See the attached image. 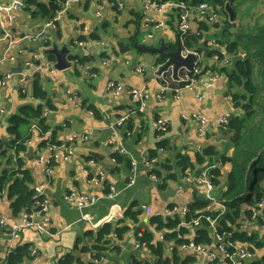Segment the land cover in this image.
Here are the masks:
<instances>
[{
  "label": "crops",
  "instance_id": "obj_1",
  "mask_svg": "<svg viewBox=\"0 0 264 264\" xmlns=\"http://www.w3.org/2000/svg\"><path fill=\"white\" fill-rule=\"evenodd\" d=\"M11 1L0 0V55L9 52L15 56L13 61H7L3 66L2 93L6 110L0 121V151L5 150L6 154L0 159V178L6 170L9 175L13 174V179L21 175V170H28L32 174L31 187H41L44 197L50 203L47 217L50 218L51 233L41 234L34 228H25L20 235L13 236L8 226L0 225V264H4L2 259L11 248L22 244H29L31 249H37L38 259L33 264H61L68 255L80 258L82 264H134V259L155 261L156 258L149 249L137 248L136 224L141 228L151 229V220L155 216H166L165 212L169 207H183L195 199H204L207 188L197 182L195 177L206 165L218 163L217 157L207 159L206 165L198 166L197 169H187L184 174L176 166L177 154L187 153L194 160L196 155L205 154L209 148L223 150L224 136L218 120L227 113L241 112L227 93V75L223 71L227 64L216 53L208 55L211 50H219L220 47L224 49L225 41L229 38L226 34L231 35L233 30L226 33L222 31L220 20V26L205 31L204 35L208 34L210 42L207 46L204 45L207 50L202 53L208 64L204 63L202 66L204 73L201 79L191 89L183 88L179 94L171 90L162 93L156 67L158 60L166 56L138 46L153 47L165 43L169 49H173L174 44L176 47V40L179 38L178 19L176 12L169 6L159 10L151 0H73L53 26L48 24L49 21L33 18L25 9H13ZM118 3L121 4L120 7ZM137 14L141 17L138 26L135 21ZM201 19L204 18L198 15L191 19V31L199 30ZM105 22L108 27L102 30L101 26ZM40 31H44L49 37L47 44L40 40L22 38L27 33ZM94 32L100 35L98 40L91 36ZM217 33L220 34L218 39L223 37L224 42H219L215 37L212 39L210 34ZM133 36H136V40L132 49L121 52L120 41ZM13 40L16 42L11 43ZM55 49L66 50V58L71 62L69 68L61 70L55 66L56 55L50 53ZM34 52L38 53L40 60L32 65L27 60ZM88 66H92L94 75L87 73ZM138 66H144L146 70L138 72ZM19 68L22 69L21 74L15 72ZM186 73L182 69L181 79L178 81L174 79L171 69L164 72L173 87L179 86ZM23 74L28 76L25 94L22 93ZM37 76L47 93L45 99L33 96ZM212 77L217 79L212 81ZM112 80L123 83L127 88L146 91L148 99L142 112L138 111V104L127 91L118 96L107 91V85ZM71 96L76 99H71ZM48 101L53 104L51 109L47 108ZM25 104H43L47 108L45 116L50 129L44 135L33 130L30 125L21 127L23 138L31 135L29 140L32 143L28 147H34L35 155L27 156L28 149L19 161L15 148L10 145L13 136L9 134L8 128L10 117L19 113ZM196 113L207 118L206 134L201 133L200 124L195 120L183 118L184 115ZM159 115L167 117L170 123L165 135L171 146L159 151L156 158H151V151L156 148L160 138L156 128V118ZM125 116H128L126 121L118 124L119 119ZM32 124H37V121ZM84 135L87 136L86 141L73 143L77 157L56 159L52 165V175H47L45 169L50 152L44 153L43 162L36 160V156L42 151V140L53 136L57 142L67 143L72 136L81 138ZM112 149L125 153L136 163L138 172L132 185L128 184L130 170L127 166H117L112 161ZM232 154L233 149L228 152V156ZM165 158L171 159L170 163L174 167L172 174H176V178L169 179V170L163 169ZM87 168L96 175H105V182L115 188L114 197L106 196L105 183L93 180L86 173ZM232 168L233 164L230 162L223 165L222 187L227 186V173ZM153 169H159L162 176L153 178ZM164 180L166 185L161 188ZM70 191L94 196L97 202L81 209L65 199L66 193ZM220 191V186H217L216 202H219ZM135 201L139 202L142 212L137 223L129 222L131 229L122 240L111 234V245L101 253L100 259L94 257L95 253L84 251L85 247L94 244L92 233L96 234L108 222L115 224ZM213 204L214 201L212 207L218 210L219 206ZM87 213L90 214L89 218L86 217ZM0 217L5 218L9 226L19 222L21 218L14 212L12 201L1 193ZM162 234L157 231V238H162ZM215 243L214 240L213 245ZM175 248L184 258L190 256L195 259L191 264H225L221 258L211 262L200 252L180 245H169L167 251L171 250L172 253ZM217 254L220 257V252ZM263 254L264 251L257 250L252 257L240 260L238 264H253Z\"/></svg>",
  "mask_w": 264,
  "mask_h": 264
},
{
  "label": "trees",
  "instance_id": "obj_2",
  "mask_svg": "<svg viewBox=\"0 0 264 264\" xmlns=\"http://www.w3.org/2000/svg\"><path fill=\"white\" fill-rule=\"evenodd\" d=\"M68 0H26L25 10L30 13L33 18L38 20L50 21L53 20L59 10H61ZM190 3L193 6L201 2H209L212 6L219 9L221 15L222 30L230 32L226 43L227 54L233 58L230 64H227L223 71L227 75V93L232 97L233 102L240 113H231L228 122L225 125L226 129L222 128V133L225 136L223 150L219 151L215 147L209 148L205 154L196 155L194 160L187 153H178L176 157V166L178 169L185 171L187 169H197L198 166H204L208 162L207 159L217 157L218 166L213 169V182L220 186L219 201L226 208L224 211L217 210L214 212V217H217V231L221 235H226L230 241L236 242L239 246L249 247L252 251L264 249V208L263 213H260V208L256 204L264 200V0H232V7L237 15V26L234 27L230 21L229 15L226 12V4L228 0H159ZM236 2V3H235ZM238 3V4H237ZM245 4L246 7L242 5ZM117 6V5H116ZM178 19V9H174ZM174 12V14H175ZM175 14V15H176ZM137 26L139 25L140 15L137 14ZM196 17V16H195ZM222 18H224L222 20ZM203 20V21H202ZM221 23H210L205 19L199 21V30L193 32L189 30L187 33L181 34L179 38L187 50H193L203 53L201 47L202 40L207 39L204 44H209V36L204 35L211 27H218ZM108 24H102L101 29L105 30ZM138 32V31H137ZM223 32V33H224ZM217 35H220L217 33ZM93 39L98 40L100 35L96 32L92 33ZM232 36L234 39L232 40ZM178 38V39H179ZM136 36L120 41L121 52H127L132 49ZM219 42H224V38L218 39ZM174 48L175 44L173 45ZM218 54L219 58L225 59L221 50L209 51L208 55ZM240 54L244 57L238 60L234 65L233 59ZM166 57L158 60V65L162 64ZM204 65L203 61L201 62ZM164 73V72H163ZM165 75V74H164ZM166 76V75H165ZM180 81V80H179ZM183 87L185 83L181 81L178 84ZM178 87V86H176ZM33 96L41 99L47 97V93L43 89L40 78L37 76L33 86ZM53 104L48 101L47 108L51 109ZM43 104H25L21 107L19 113L10 117L9 134L13 136L11 146L15 148L17 159L20 161L27 150L29 149L28 141L31 138L29 134L23 138L21 127L30 125L37 121L41 129V133L45 134L49 131L47 117L44 115L47 109ZM160 134L159 141L155 149L151 151L150 157L156 158L159 156V151L169 149L171 146L170 140L166 137V132ZM55 135V134H54ZM28 140V141H26ZM46 144H63L56 141L53 136L50 142L42 141L41 146ZM233 149V154L228 156V152ZM162 152V151H160ZM6 151H0V159L5 157ZM115 158L117 166L125 164L129 170L133 167L131 159L121 154L120 151L112 155ZM170 158H165L163 161V169L169 170V179L176 178V174H172L173 165ZM227 162L233 164V168L227 173V186H221V178L224 175L223 165ZM220 165H222L220 167ZM152 172L161 177L159 169H153ZM21 175L12 178L13 174L9 175L6 170L0 178V193L6 194L12 201V207L16 214H19L23 209H32L38 206V202L43 200V197L38 196L35 192V187H31L33 176L28 170H21ZM10 180L13 182L10 183ZM166 181H162L161 188H164ZM110 188L107 187V192ZM209 201L204 199H195L189 204V211L185 215L176 214L174 216H155L151 220L153 228H141L138 231L137 241L147 248L155 256V261H140L134 259V264H191L192 257L182 256L177 248L173 249L172 253H166L167 246L174 245L177 247L181 244L189 243L191 238L196 244H212L214 237L212 228L208 224L202 222L196 228L191 227L183 222H191L195 217L201 215L203 208L207 207ZM205 210V209H203ZM142 208L138 201L126 210L124 216L117 220L115 224L110 222L96 233L91 234L94 239V244L85 247L84 251L95 253L96 259L101 258V253L104 252L110 245L109 237L113 234L117 239L122 240L127 232L131 229L129 222H138ZM209 212V211H205ZM244 212V214H242ZM247 222H252L253 226L244 227ZM135 230L139 226L136 224ZM157 231H161L162 238H157ZM186 236H189L186 237ZM31 247L29 244L17 245L8 254L7 262L9 264H28L32 258ZM232 250V249H230ZM264 251V250H263ZM217 259H220L218 257ZM82 264V260L73 255L66 256L61 264ZM227 264V263H226ZM253 264H264V254L256 258Z\"/></svg>",
  "mask_w": 264,
  "mask_h": 264
},
{
  "label": "built area",
  "instance_id": "obj_3",
  "mask_svg": "<svg viewBox=\"0 0 264 264\" xmlns=\"http://www.w3.org/2000/svg\"><path fill=\"white\" fill-rule=\"evenodd\" d=\"M26 0H12L11 1V7L15 10H23L26 7ZM73 0H68L64 7L58 11L57 16L53 19L49 21V25H55V23L57 22V20L59 19V17L65 13V11L68 9L69 4L72 3ZM151 2L159 9L162 10L165 6H169L170 9L174 10V9H178V30L181 34L187 33L190 29H191V19L195 16H200L204 19H206L207 21H209L210 23H217L218 21L221 20V15L219 14V9L215 8L214 6L211 5V3L209 2H201L196 6H193L190 3H185V2H173V1H166L163 3H159L156 0H151ZM121 4L118 3V7H120ZM98 15H101V12H98ZM220 19V20H219ZM223 19V18H222ZM14 18H11V21H13ZM22 38L25 39H31V40H40L42 41V43L47 44L49 42V37L45 34L44 31H40L37 33H27L25 35H23ZM21 38V39H22ZM16 41H12L11 43H14ZM82 45H84V42H81ZM223 55L225 56L224 64H230L231 63V56L229 54H227V51L225 50H221ZM198 53V52H196ZM199 58L196 62L195 68L193 72H187L185 74V76L182 78L181 81H183L185 83V85L183 87L178 86V87H173L171 85V81L170 79L168 80L166 78V76L164 75V73H161L158 78L160 80V84L162 87V93L166 92L167 90H171L177 94H179V92L183 89V88H192L193 85L195 84V80L193 78L194 75L196 74H200L201 71L203 70L202 68V53H198ZM15 59L14 55H11L9 52H5L4 54L0 55V121L2 119V115L4 113V109L2 108V100H3V93H2V83H3V75H4V71H3V66L5 65V63L7 61H13ZM218 59V56H217ZM40 60V57L38 55V53H32L31 54V58L27 60V62L29 64L35 65L38 61ZM160 65H158L156 67V71H159L160 69ZM93 68L92 66H88L87 67V73L94 75V72L92 71ZM146 70V68L144 66H138L137 67V71L138 72H144ZM181 79V78H180ZM217 79V77H212L211 80L215 81ZM21 81L23 83L22 85V93H26V86L25 83L28 81V76L23 74ZM107 91L109 93H111L113 96H118L120 95L122 92L127 91L130 95L131 98L137 102L138 104V111L142 112V109L145 105V101L148 99V94L146 93V91L144 89H136V88H127L124 86L123 83L112 80L108 83L107 85ZM71 99H76L75 96H71ZM45 115V112H44ZM228 116L229 114L224 115L221 119L220 122L221 123H226L228 121ZM128 116L122 117L121 119H119L118 124L124 123L126 121ZM184 119L186 120H195L197 123L200 124V130L201 132H205L207 127H208V123H207V119L206 117H204L201 114H192V115H184L183 116ZM170 126V123L167 119V117L165 116H161L159 115L156 118V128L158 132L164 133L166 131H168ZM32 129L33 130H37L39 132H41L40 127L38 126V124H33L32 125ZM49 132V131H48ZM47 133V132H46ZM45 133V134H46ZM44 134V135H45ZM51 138L46 139V143L50 142ZM87 140V136L84 135L81 138H77L75 136H72L69 138L67 143H63V144H46L45 146H42V151H40L38 153V155L36 156V160L38 162H43L44 161V153L45 152H50V156H49V160L47 163V168L45 169L47 175L51 176L52 175V162H54L56 159L62 158V159H68V158H75L77 157V152L76 150L73 148V143L76 141H81L84 142ZM44 141V139L42 140ZM29 144L32 143V140L28 141ZM2 146H0L1 148ZM117 149H112L110 151V155H111V159L113 162H115V158L112 156ZM119 151V150H118ZM160 151H163L162 149ZM121 154H125L123 152H120ZM91 162H94L93 159H90ZM218 166V163L215 165V167ZM212 168L211 166L205 167L197 176L196 179L199 183L204 184L207 188V195L209 198H211L212 200L215 201L216 196H215V189H216V185L214 184L212 178ZM137 167H136V163H133V167L130 170V176H129V185H132L135 182V178L137 176ZM86 173L96 182L98 183H105V185L107 187L110 188V191L106 193V196L109 198H112L115 196V188L111 185H108L105 180V175L103 173H100L98 175L94 174L92 172V170L90 169H86ZM190 177V175H188ZM152 177L155 179H158V175L155 174L154 172H152ZM35 192L38 196L43 197L42 201L38 202V206L33 207L32 209H23L22 211H20L19 215H20V221L9 226V224L7 223V220L3 217H0V225L6 227L8 226L9 230H10V234L13 236H18L20 235V232L25 229V228H34L36 229L39 233L41 234H50L51 233V227H50V218L47 217V213L49 211L50 208V203L49 200L44 197V190L39 187L36 186L35 187ZM65 199L67 201H69L70 203L74 204L75 206L83 209V208H87L90 207L92 205H94L97 202V198L94 196H90L84 193H80L77 191H70L67 192L65 195ZM216 204L219 206L218 210H222L224 211L226 206L222 203V202H216ZM257 207L260 208L259 212L261 211L262 208H264V201L257 203ZM189 208L188 206H183V207H177V206H173V207H169L166 212L165 215L166 216H174L176 214H181V215H185L188 212ZM86 217L89 218L90 214H86ZM204 217V215H200L199 217H195L191 222H183V224H188L193 228L198 227L199 225H201V219ZM210 227L213 230L214 235H216L217 239H218V250L220 252V258L223 260V262L226 264H237L238 261L240 260H244L247 259L249 257H252L254 255V252H251L249 250H246L242 247H240L236 242L234 241H230L226 238V235H221L219 234V232L217 231V217H211L210 218ZM140 234V233H139ZM138 234V235H139ZM189 238V236H186ZM180 246H182L183 248H186L188 250H195L200 252L203 256L207 257L209 261L214 262L219 256L217 253H210L209 252V248L208 246H206L205 244L201 243V244H196L194 242V240L191 238V240L189 241V243H185V244H181ZM147 246L146 245H142L140 242L137 243V248H144ZM148 249V248H147ZM232 249V250H230ZM12 248L7 252V256L5 258L2 259V262L4 264H9L7 262V257L8 254L11 252ZM31 254H32V258L30 259V261L28 262V264H33L34 262L37 261L38 259V252L37 249L33 248L31 250Z\"/></svg>",
  "mask_w": 264,
  "mask_h": 264
},
{
  "label": "water",
  "instance_id": "obj_4",
  "mask_svg": "<svg viewBox=\"0 0 264 264\" xmlns=\"http://www.w3.org/2000/svg\"><path fill=\"white\" fill-rule=\"evenodd\" d=\"M232 2H233L232 0H228V2L226 4V12L229 15L230 21L232 23H234V26H237V15L235 13L234 8L231 5ZM210 35H211L212 39H213V37H215L216 40H218V38H219V35H217V34H213V35L210 34ZM206 41H207L206 38H204L202 40L201 47L204 49V51L207 50V48L204 47V44L206 43ZM142 47H145L148 51H150L152 53H158L161 56H166V60L160 66V69L158 71V75H160L161 73L171 69L173 72L174 79L178 80V81L180 80L182 69H184L187 72L193 71V69L196 65V62L199 58L198 53H200V52H198L199 50H197V51L187 50L180 38L176 40V48H173V49H169V47L165 43H162L160 46H153V47H147L145 45L138 46V48H142ZM51 52L54 55H56L57 62H55V66L58 69L63 70V69L69 68L71 66V62L66 58V50L65 49H55V50L50 51V53ZM196 52H198V53H196ZM243 57H244L243 54H240L239 56L235 57L233 59L232 65H234L238 60L243 59ZM202 61H203V63L208 64V60L206 57H202ZM20 68H22V67H20ZM20 68L17 69L15 72L21 74L23 68L21 70H20ZM26 155L30 156V157H33L35 155V149L33 146L29 147V150L26 153ZM242 214H244V212H242ZM140 229L141 228L139 227L137 231H139ZM216 244H217V242H216ZM216 244H215L214 248L216 247ZM167 253H169V255H170L171 250H168Z\"/></svg>",
  "mask_w": 264,
  "mask_h": 264
},
{
  "label": "rangeland",
  "instance_id": "obj_5",
  "mask_svg": "<svg viewBox=\"0 0 264 264\" xmlns=\"http://www.w3.org/2000/svg\"><path fill=\"white\" fill-rule=\"evenodd\" d=\"M239 0H237V2H238ZM206 2V1H205ZM236 3V2H235ZM238 4V3H237ZM243 7H240L241 9H243L244 7H246L245 6V4H243L242 5ZM220 20V19H219ZM238 21V20H237ZM233 25H234V23H233ZM223 31V30H222ZM233 33V32H232ZM220 50H225V51H227V49H226V47L224 48V49H221V47L219 48ZM195 68V67H194ZM193 71H194V69H193ZM193 71H191V72H193ZM203 73H204V70H202L201 71V73H200V75L201 76H203ZM2 108L4 109V113H5V110H6V107H5V100H4V95H3V100H2ZM3 113V114H4ZM2 117H3V115H2ZM223 134V133H222ZM224 136V135H223ZM226 140H225V136H224V142H225ZM223 142V143H224ZM205 167H208V166H205ZM204 167V168H205ZM204 168H202L201 170H200V172L204 169ZM212 171H213V168H212ZM199 172V173H200ZM197 176V175H196ZM195 180L197 181V179H196V177H195ZM198 182V181H197ZM216 187H217V185H216ZM204 200H206V201H209V204L207 205V207H205V208H203V209H205V210H203L202 209V211L203 212H201V215H204V217L201 219V223L202 222H204V223H206V224H208V227H210V218L211 217H214V212H216L217 210L215 209V208H213L212 207V201H214V200H212L211 198H209L208 197V195L207 194H205V196H204ZM262 201H264V200H262ZM262 201H260V202H262ZM215 203H216V199H215V201H214V204H213V206L215 205ZM259 203V202H258ZM184 206H188V208H189V205H184ZM256 206H257V204H256ZM189 211V210H188ZM205 211H209V212H205ZM263 211V208L261 209V211H260V213H263L262 212ZM200 216V215H199ZM199 216H197V217H199ZM203 224V223H202ZM253 223L252 222H247V223H245L244 224V227H249L250 228V226L252 225ZM213 233V232H212ZM213 237H214V240L217 242V244H216V247L214 248V246L215 245H213V243L212 244H205L206 246H208V248H209V252L210 253H212L213 251H216L217 250V252H219V250H218V248H217V246H218V239H217V237H216V235H214V233H213ZM211 248H214V250H211ZM244 249H246V250H249V251H251V252H254V251H252L249 247H245ZM264 250V249H263ZM262 250V251H263ZM217 252H214V253H217ZM238 264V263H237Z\"/></svg>",
  "mask_w": 264,
  "mask_h": 264
},
{
  "label": "bare ground",
  "instance_id": "obj_6",
  "mask_svg": "<svg viewBox=\"0 0 264 264\" xmlns=\"http://www.w3.org/2000/svg\"><path fill=\"white\" fill-rule=\"evenodd\" d=\"M201 77H202V76H201L200 74H196V75H194L193 78H194V80H195V83L198 82V81L201 79ZM198 114H199V113H198ZM227 114H229V116L231 115V113H227ZM201 115H202V114H201ZM225 115H226V114H225ZM203 116H204V115H203ZM223 116H224V115H223ZM223 116H222V117H223ZM229 116H228V119H229ZM204 117H205V116H204ZM222 117H220V119H221ZM206 119H207V118H206ZM220 119L218 120V122L220 123V125H221L222 128L226 129L225 125L227 124L228 121H227L226 123H221V122H220ZM207 123H208V121H207ZM207 132H208V127H207V129H206L205 132H201V133H202V134H206ZM51 164H54V162H52ZM216 164H217V163H210V164H208V165H206V166H211V167H213V169H214V168H216V167H215ZM212 176H213V175H212Z\"/></svg>",
  "mask_w": 264,
  "mask_h": 264
}]
</instances>
